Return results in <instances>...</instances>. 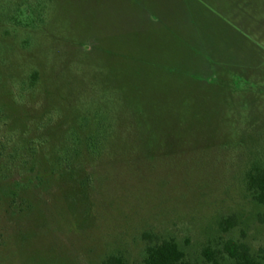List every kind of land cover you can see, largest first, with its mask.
Returning <instances> with one entry per match:
<instances>
[{
    "label": "rangeland",
    "instance_id": "374dc122",
    "mask_svg": "<svg viewBox=\"0 0 264 264\" xmlns=\"http://www.w3.org/2000/svg\"><path fill=\"white\" fill-rule=\"evenodd\" d=\"M259 167L264 0H0V264L262 259Z\"/></svg>",
    "mask_w": 264,
    "mask_h": 264
},
{
    "label": "trees",
    "instance_id": "16d2710c",
    "mask_svg": "<svg viewBox=\"0 0 264 264\" xmlns=\"http://www.w3.org/2000/svg\"><path fill=\"white\" fill-rule=\"evenodd\" d=\"M247 190L255 202L264 206V168H256L250 171L246 177ZM264 223V214L261 216ZM234 218L222 222L224 231L236 226ZM144 238L148 241L145 249V264H196L187 259L186 253L175 240H154L149 234ZM226 256L230 264H264V258L257 259L253 256L248 245L233 240L227 241L222 251L206 249L204 251V264H224L221 259ZM103 264H128L121 256H109Z\"/></svg>",
    "mask_w": 264,
    "mask_h": 264
}]
</instances>
